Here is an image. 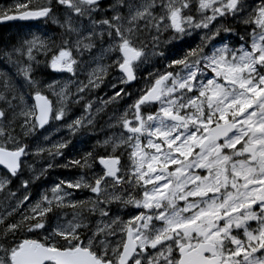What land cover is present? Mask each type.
I'll return each mask as SVG.
<instances>
[{
	"label": "snow or ice",
	"instance_id": "snow-or-ice-1",
	"mask_svg": "<svg viewBox=\"0 0 264 264\" xmlns=\"http://www.w3.org/2000/svg\"><path fill=\"white\" fill-rule=\"evenodd\" d=\"M17 20L54 34L0 40V264H264V0L0 7ZM126 98L103 152L66 154ZM56 167L75 175L32 202Z\"/></svg>",
	"mask_w": 264,
	"mask_h": 264
},
{
	"label": "rangeland",
	"instance_id": "rangeland-1",
	"mask_svg": "<svg viewBox=\"0 0 264 264\" xmlns=\"http://www.w3.org/2000/svg\"><path fill=\"white\" fill-rule=\"evenodd\" d=\"M6 1H8V0H1V6L2 7H3L4 3L5 4L8 3ZM11 1H12V3L16 2V0H11ZM41 26L42 27L43 26L47 27L46 25L41 23L39 25V27H33L34 30H32L31 33L40 32L39 28H41ZM48 28H49V26H48ZM50 28H54V26H51ZM156 59H158V58H156ZM0 69L7 70V66L4 65L3 63H0ZM46 73H50V72H46ZM113 75L114 74L110 72L108 77L105 80L106 84H104L101 87V89H99V90H97V91L92 93V99L93 100H96V97H101V98L107 99L108 96L113 94L114 90L109 86L110 83L113 82ZM50 76L51 77H49V78H45V77H42V78L48 79L49 81L59 80L61 83H66L68 81V78H69V74H66V73L61 74V73H53V72H51ZM80 78L83 79V77H80ZM135 84H136L135 88H130V91H132L133 93H135L136 88L142 86V81L139 82V83H135ZM70 87H71L72 91L74 92L75 88H76L75 83H72L70 85ZM49 96H50L51 99L55 100V97H52L50 93H49ZM129 103H131V98H126L124 101H120L119 105H117V108H119V110L122 111L125 107H127V104H129ZM101 107L103 108V106H101ZM114 107H116V106L108 105L106 108H103V110L100 111L99 113H95V111H93V115H94L93 128H94V131H89L88 133H85L84 135H79L78 134V136L76 138H74V140H73V143L76 145V147L75 148H71L70 147L69 150H66V154L72 156L75 153H77L78 151L82 150L83 146L86 145L85 140L89 139L91 145L93 146L94 144H96L97 140H100L101 142H103V140L106 138V134L107 135H111L113 131H118L116 129H111L108 126L109 116L113 113ZM82 115H85L83 109L79 105H73V107L71 108V116L72 117H78V116H82ZM95 127H97V129H95ZM49 133L52 135V139L53 140H59L62 136H67V131L66 130H63L61 132H56L55 129H50ZM60 159H62V158H58V162H59ZM30 162L36 163L35 160H31ZM37 167H39V164H37ZM59 168L60 167H56V168L52 169L51 173H50L51 176L48 175L46 177H42V178L48 179V183H40L39 184V182L36 181L37 184L35 183V184L32 185V187H31L32 202H35L36 200H38L40 193H42L46 188H50L52 186L53 182H58L59 179L55 181L54 177L59 176L60 179H61V178H69V175H70V177L75 175V171L74 172L72 171V173H71L70 171L65 170L66 173H67L66 174V173H64L61 170V168L60 169ZM96 170L99 171V167L98 166H96ZM52 177H53V179H52ZM12 189H13V191H16L17 190V185L13 184L12 185ZM79 195L81 197H83L85 195V193H79ZM180 203H183V202L181 201ZM0 211H3V207L2 206H0ZM125 218H127V217H125Z\"/></svg>",
	"mask_w": 264,
	"mask_h": 264
},
{
	"label": "trees",
	"instance_id": "trees-1",
	"mask_svg": "<svg viewBox=\"0 0 264 264\" xmlns=\"http://www.w3.org/2000/svg\"><path fill=\"white\" fill-rule=\"evenodd\" d=\"M6 2H8V3L7 4L4 3L3 4V7H8V6L14 4V3H12L11 0H8ZM31 25L32 24H8V25H4V26L1 27V35H0L1 40H3V41L6 42V41H9V39L11 40L13 37L19 38V37H22V36H26V35H28L29 33L32 32V29L31 28H33V27H30ZM39 25L40 24H35L34 26L36 27V26H39ZM52 29L53 28H50V27L48 28V26L47 27H45V26L42 27L41 26V28L39 29V31H40V33L47 32L51 36V35L54 34ZM9 35H10V37H9ZM50 75H51V72L50 73H45L44 77L45 78H49ZM95 129H97V127H95ZM86 133H88V132H86ZM85 142H86V145L83 146V149L84 148L91 149L93 147H96L98 151L103 152V149L100 148L99 146H97V144H94L92 146L89 139L88 140H85ZM68 156H70V155H68ZM61 170L64 171L65 169L61 168ZM56 178L60 179L59 176H56L54 178L55 180H58ZM46 180L47 179L42 178V179L39 180V183H48V181H46Z\"/></svg>",
	"mask_w": 264,
	"mask_h": 264
},
{
	"label": "water",
	"instance_id": "water-1",
	"mask_svg": "<svg viewBox=\"0 0 264 264\" xmlns=\"http://www.w3.org/2000/svg\"><path fill=\"white\" fill-rule=\"evenodd\" d=\"M35 22H39V21H9V22H6V23H2L0 25H6V24H12V23H35Z\"/></svg>",
	"mask_w": 264,
	"mask_h": 264
},
{
	"label": "bare ground",
	"instance_id": "bare-ground-1",
	"mask_svg": "<svg viewBox=\"0 0 264 264\" xmlns=\"http://www.w3.org/2000/svg\"><path fill=\"white\" fill-rule=\"evenodd\" d=\"M9 37H10V35H9ZM1 38V37H0ZM8 40V39H7ZM10 40V39H9ZM51 77V76H50ZM106 84V83H105ZM130 90V89H129ZM99 93V92H98ZM97 93V94H98ZM123 105V104H122ZM73 107V106H72ZM77 107V106H76ZM117 107V106H116ZM119 107V106H118ZM123 107V106H122ZM81 110V109H80ZM114 110V109H113ZM78 111V110H77ZM74 112V111H73ZM79 112V111H78ZM82 112V111H81ZM80 114V113H79ZM77 115V114H76ZM60 169V168H59ZM73 171H75V170H73ZM62 172V171H61ZM64 173H66V171L64 170L63 171ZM69 173V172H68ZM72 173V172H71ZM67 174V173H66ZM70 174V173H69ZM68 174V175H69ZM58 175V174H57ZM72 175V174H71ZM51 176V175H50ZM69 177H70V175H69ZM49 178V177H48ZM55 178V177H54ZM52 179H53V177H52ZM56 179H58V178H56ZM46 181H48V179L46 180ZM56 181V180H55ZM39 182V181H38ZM37 184V183H36ZM40 184V183H39ZM38 186V185H37ZM46 186V185H45Z\"/></svg>",
	"mask_w": 264,
	"mask_h": 264
},
{
	"label": "flooded vegetation",
	"instance_id": "flooded-vegetation-1",
	"mask_svg": "<svg viewBox=\"0 0 264 264\" xmlns=\"http://www.w3.org/2000/svg\"><path fill=\"white\" fill-rule=\"evenodd\" d=\"M0 7H2V6H1V0H0ZM34 25H35V24H32L30 27H35ZM1 27H2V25H0V35H1ZM36 27H39V26H36ZM39 29H40V28H39ZM0 40H1V38H0Z\"/></svg>",
	"mask_w": 264,
	"mask_h": 264
}]
</instances>
